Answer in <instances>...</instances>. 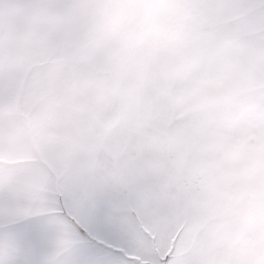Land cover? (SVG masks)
I'll list each match as a JSON object with an SVG mask.
<instances>
[{"label":"clouds","instance_id":"9594fccd","mask_svg":"<svg viewBox=\"0 0 264 264\" xmlns=\"http://www.w3.org/2000/svg\"><path fill=\"white\" fill-rule=\"evenodd\" d=\"M57 184L132 256L264 264V0H0V197Z\"/></svg>","mask_w":264,"mask_h":264},{"label":"snow or ice","instance_id":"6c2138e0","mask_svg":"<svg viewBox=\"0 0 264 264\" xmlns=\"http://www.w3.org/2000/svg\"><path fill=\"white\" fill-rule=\"evenodd\" d=\"M30 197L37 202L34 208L21 207L12 193L0 197V255L18 257L9 264H36L34 257L53 237L59 248L74 250L65 264H178L174 259L178 234L175 240L169 237L167 254L159 257L150 234L140 241L143 252L136 256L118 244L114 233L139 231L141 225L104 198L91 203L77 200L65 184L51 189L41 185ZM185 264L221 262L196 259Z\"/></svg>","mask_w":264,"mask_h":264}]
</instances>
